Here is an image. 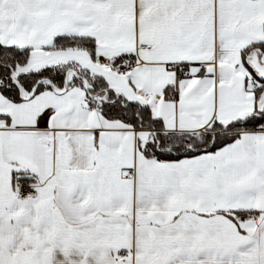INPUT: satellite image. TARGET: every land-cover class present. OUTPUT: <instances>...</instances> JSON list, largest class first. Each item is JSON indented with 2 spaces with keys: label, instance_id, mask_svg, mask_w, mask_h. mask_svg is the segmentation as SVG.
<instances>
[{
  "label": "snow or ice",
  "instance_id": "1",
  "mask_svg": "<svg viewBox=\"0 0 264 264\" xmlns=\"http://www.w3.org/2000/svg\"><path fill=\"white\" fill-rule=\"evenodd\" d=\"M0 264H264V0H0Z\"/></svg>",
  "mask_w": 264,
  "mask_h": 264
}]
</instances>
